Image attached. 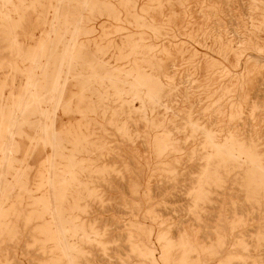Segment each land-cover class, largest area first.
Segmentation results:
<instances>
[{
	"label": "rangeland",
	"instance_id": "374dc122",
	"mask_svg": "<svg viewBox=\"0 0 264 264\" xmlns=\"http://www.w3.org/2000/svg\"><path fill=\"white\" fill-rule=\"evenodd\" d=\"M0 264H264V0H0Z\"/></svg>",
	"mask_w": 264,
	"mask_h": 264
},
{
	"label": "bare ground",
	"instance_id": "6f19581e",
	"mask_svg": "<svg viewBox=\"0 0 264 264\" xmlns=\"http://www.w3.org/2000/svg\"><path fill=\"white\" fill-rule=\"evenodd\" d=\"M12 122H13V121H12ZM11 125H12V124H11ZM43 125H44V124H43ZM43 125H42V126H43ZM43 127H44V126H43ZM44 128H45V127H44ZM11 129H12V128H11ZM44 131H45V129H44ZM8 132H9V131H8ZM44 133H45V132H44ZM44 135H45V134H44ZM8 136H9V135H8ZM8 142H9V141H8ZM8 144H9V143H8ZM5 149H6V148H5ZM7 153H8V152H7ZM8 162H9V161H8ZM4 180H5V179H4Z\"/></svg>",
	"mask_w": 264,
	"mask_h": 264
}]
</instances>
